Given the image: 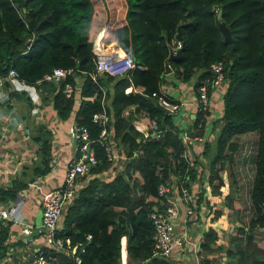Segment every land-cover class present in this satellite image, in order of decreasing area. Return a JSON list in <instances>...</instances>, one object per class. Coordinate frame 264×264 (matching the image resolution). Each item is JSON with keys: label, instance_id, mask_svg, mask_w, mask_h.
Masks as SVG:
<instances>
[{"label": "trees", "instance_id": "trees-1", "mask_svg": "<svg viewBox=\"0 0 264 264\" xmlns=\"http://www.w3.org/2000/svg\"><path fill=\"white\" fill-rule=\"evenodd\" d=\"M220 21L229 28L232 41L225 40ZM178 26L181 39L176 36ZM101 29V39L117 40L128 58L112 62L114 69L124 68L123 72L105 71L93 79L90 73L96 72L98 59L93 41ZM178 41L182 53L169 59ZM129 63L134 65L128 67ZM166 64L171 71L164 73ZM213 64H220V70ZM57 66L73 69L66 80L82 78L78 94L65 96L63 83L59 89L53 81L40 85L38 80ZM11 67L39 87L41 101L51 99L61 118L69 117L78 103L75 123L87 126L97 157V164L88 171L91 177L67 209L58 231L72 247H78L68 255L54 251L49 264H120L122 235L126 236L127 264H176L153 253L149 217L152 208L166 203L158 185L172 171L177 180H196L197 210L198 203L207 205L192 219L196 229L183 217L177 221L191 234L201 232L196 264H264V0H0V74ZM168 82L191 84L196 107L188 128L180 122L183 99L165 91L163 84ZM128 86L133 90L126 91ZM17 92L12 91V97ZM217 94L220 113L211 101ZM159 95L176 103V109L163 104ZM103 105L112 118L113 136L121 147L118 152L124 156L117 158L111 179L96 176L113 164L100 141L103 124L92 119ZM151 119L157 122L154 133ZM216 124L219 129L214 134ZM186 129L204 138L201 145L196 143L198 152L195 147L185 152ZM254 130L258 137L248 193L251 212L245 223L232 169V151L238 145L233 138ZM34 137L40 140L42 154V165L34 167L36 177L50 169L52 134L40 124ZM24 187L26 183L14 181L0 189L5 195L0 199L13 198ZM221 197L231 225L222 237L226 242L218 240L217 232L224 214ZM8 225L0 228V256Z\"/></svg>", "mask_w": 264, "mask_h": 264}, {"label": "built area", "instance_id": "built-area-1", "mask_svg": "<svg viewBox=\"0 0 264 264\" xmlns=\"http://www.w3.org/2000/svg\"><path fill=\"white\" fill-rule=\"evenodd\" d=\"M181 47V42L176 43V48ZM174 49V51L176 50ZM96 60V72L92 71L90 74L93 79H96L97 73L109 71L110 73L123 72L116 70L113 67L112 62L118 60L114 58L112 54L108 56L98 55ZM134 63H129L128 67H132ZM213 68L217 71L220 70V64H213ZM73 69L68 67H53L51 71L44 74L43 78L46 81H55L56 84L63 83L62 91L65 96L69 97L72 94H77L79 87L72 81L66 80L71 75ZM219 82V81H218ZM6 85V87H5ZM33 83H26L17 73L16 69L9 68L4 74H0V96L5 101H9L12 97V91L26 90L30 96V113L36 114L39 112V106L41 104L40 95L34 94L36 91ZM41 85V84H40ZM36 86V85H35ZM37 87V86H36ZM57 88V89H58ZM39 88H37L38 90ZM204 89V87H202ZM126 91L128 89L126 88ZM39 93V92H38ZM156 93L152 92L154 96ZM202 97H205L204 91ZM158 99L163 104L168 105L171 110L176 109V103L170 104L168 98L159 95ZM93 121L102 123L103 126L100 130L99 136L101 144L104 146L106 154L113 160V164L107 170L96 173V176L102 179H111L115 176L116 168L115 162L117 158H124L122 154H119L120 146L117 145V140L114 138L113 126L110 124L112 118L105 114L104 111H99L93 114ZM107 124H110L108 127ZM151 130L154 133L157 127L155 119L150 120ZM68 132L76 138L75 146L71 147V155L67 158L65 163V175L61 184L52 187L48 190L42 191L39 202L41 205L42 212V228L43 240L33 251L32 261L34 264H48L49 259L47 252L41 246H47L60 250L62 252H68L67 240L56 234L59 227V220L62 212L67 208L79 194L80 188L87 182L86 176L91 177L89 169L91 166L97 164V157L94 148L91 144L92 139L89 136V130L85 125H77L72 123L68 128ZM184 142L187 144L185 150L186 153L190 152L191 147H195L198 152L197 144L201 145L204 141L203 137L194 136L193 138L188 135H184ZM137 152H142L140 148ZM200 168V166H199ZM118 170H120L118 168ZM177 174L172 171L170 177L165 181L160 182L158 185V192L164 196L166 203L157 208L150 210V220L153 225L152 240H153V253L155 255L164 256L171 258L176 264H186L187 261L195 259L197 261L198 254L197 247L201 243V232L194 231L191 234L188 229L180 228L177 221L180 217L185 220L189 216L191 219L197 217V213L200 210H206L207 205L203 202L198 203L200 209L197 210V183L196 180L193 182L190 178H183L181 180L176 179ZM188 182V184H186ZM139 193V190L137 191ZM17 207H13L7 210L11 216ZM4 210H1L3 212ZM182 215V216H181ZM204 218V216H202ZM29 231V228L27 229ZM218 230V229H217ZM219 235V234H218ZM90 237V234L87 235ZM127 247H126V236L122 235L120 238V264H127L126 261ZM50 257L52 255H49ZM75 261L80 263L81 259L78 255L75 256ZM197 263V262H196Z\"/></svg>", "mask_w": 264, "mask_h": 264}, {"label": "crops", "instance_id": "crops-1", "mask_svg": "<svg viewBox=\"0 0 264 264\" xmlns=\"http://www.w3.org/2000/svg\"><path fill=\"white\" fill-rule=\"evenodd\" d=\"M104 44L107 45L105 50H108L103 53L104 57L110 55L109 48L112 47L114 48L113 50L118 52L115 55L120 56L117 57L118 59L128 58L127 52L117 43V40H111L110 43ZM99 45H101V41L97 40L96 47ZM115 56L113 55L114 58H116ZM168 80L172 81L171 78ZM81 81L82 78L80 76H75L73 83L78 86ZM163 86L168 94L183 99V111L180 122H185L188 128L189 126L187 125L190 124V118L193 117L196 107V97L191 90L190 82L185 84L168 82L163 84ZM27 99L29 100L30 96L26 90L18 91L9 101L3 100L0 96V189L7 188L14 181H19L21 185L26 183V187L17 190L13 198L0 199V228L3 225H8L9 221L11 222L8 225L7 237L3 242L5 251L0 256V264H34L32 261L33 251L41 243L43 237L45 239V236H42V234L44 235L42 221L41 224L36 223L37 213L39 209L41 210L38 200L42 191L62 183L65 175L66 160L71 155V147L75 146L76 143L74 137L68 132V128L72 123H75L74 108H76L77 102H75L69 117L63 119L56 113L52 104H46L44 101L39 106V112L31 114L30 103ZM211 101L214 110L216 109L220 113L222 102L218 94L212 96ZM210 116L214 117L216 114ZM134 122L138 121L135 119ZM40 124H43V127L48 130L51 129L53 134L49 150L51 159L49 162L50 169L46 173L35 177L34 167L42 165V154L39 150L40 140H36L34 137ZM142 124L144 125V123ZM69 206L62 212L59 227L56 231L57 235L59 229L63 226L64 215ZM13 207L17 208L12 212L11 216H8L9 212L7 210ZM1 210L4 211L1 212ZM28 228L29 231L27 230ZM64 240H67L69 251H58L67 255L70 252L74 253L78 246L72 247L69 238ZM41 247L47 252L48 259L49 255H52L50 257L52 259L55 255L53 252L57 249L48 248L47 246Z\"/></svg>", "mask_w": 264, "mask_h": 264}, {"label": "rangeland", "instance_id": "rangeland-1", "mask_svg": "<svg viewBox=\"0 0 264 264\" xmlns=\"http://www.w3.org/2000/svg\"><path fill=\"white\" fill-rule=\"evenodd\" d=\"M100 32H103V29H101L100 31H98V34L96 35V37H95V39L93 41V51H95V53L98 54V55H102L104 52H106L107 49L105 50V48H107V45H105L104 43H110V41L105 42V41H103L101 39ZM98 38L101 41L102 50H99L96 47V40ZM116 46H117V44H116ZM113 49L114 48H112V47L109 48V51H110L109 53L115 56L118 52H116ZM115 57L117 58V57H120V56H115ZM57 67H60V66H57ZM42 78L39 79L38 82L42 86H44L45 84L43 82H45L46 80H44ZM26 83H28V82H26ZM53 83L56 85V82L55 81H53ZM34 88L37 90V87L35 85H34ZM56 88H58L57 85H56ZM127 89H128V91H130V90H133V87L132 86H128ZM61 90H62V87H61ZM33 93L38 95V91H34ZM102 98L103 99H106L107 98L105 92L103 93ZM44 102L46 104H52L51 103V99L50 100L49 99H46V100H44ZM99 111H104L105 114L109 118V112L107 111V109H106V107L104 105L102 106V109L99 110ZM142 123L143 122H141V124H139V128L141 130H143L142 129ZM216 128L219 129V124H216L215 125V127H214V134L218 131V129L215 130ZM49 130L51 131V129H49ZM51 134H52V132H51ZM257 137H258V133H257L256 130H254V131H250V132H245V133L237 134L233 138L234 140L237 141V144L238 145H237L236 149H234L232 151L233 156H234L233 157V168L232 169H233L234 178L239 183V186H238V191H239V204H241V206H242L241 218H242L243 221H245V223L248 221L249 213L251 212V206L249 205L248 193H249V187H250L251 177H252V173H253V166H252V164H253L254 153H255L256 145H257ZM232 144H233V142L230 145H232ZM87 178H88V176L85 177V179H87ZM221 201L222 202L219 203V204L223 206V213L224 214L221 215V220H219V222H218L220 229H218L217 232L219 234L218 240L226 242L225 237L223 239H222V237L224 236V233L226 232V230H229L231 228V225H230V222L227 221L228 220L227 204L223 200V197H221ZM217 202H220V201H217ZM186 220L189 222L190 227L196 229V227H195V221H193L189 216L186 218ZM220 223L222 225H220ZM200 248H201V246L199 245L197 247V251L200 250ZM199 258H200V255H198L197 260H199ZM196 262L197 261L195 259H191V260L187 261L186 264H196Z\"/></svg>", "mask_w": 264, "mask_h": 264}, {"label": "water", "instance_id": "water-1", "mask_svg": "<svg viewBox=\"0 0 264 264\" xmlns=\"http://www.w3.org/2000/svg\"><path fill=\"white\" fill-rule=\"evenodd\" d=\"M217 17L218 18L221 17V11L218 12ZM219 27H220L223 35H224L225 40L226 41H232V37H231L230 30L226 26V24H225L224 21H220L219 22ZM176 36H177L178 39H181V27L180 26H178V28H177V34H176ZM181 53H182V48L181 47L177 48L175 51L172 50L171 53H170V55H169V59L178 58V57H180ZM78 65H79V61H77L76 67H78ZM169 71H171V68H170V66L168 64H166V69L164 70V73H167ZM100 75L103 76L104 75V72H100ZM182 125L185 127L186 126L185 125V122L182 121ZM186 134L188 136H190V137H194V135H195L194 131L191 130V129L190 130H187L186 131ZM74 141L76 142V138H74ZM41 221H42V212L39 209V211L37 213V217H36V223L37 224H41Z\"/></svg>", "mask_w": 264, "mask_h": 264}, {"label": "bare ground", "instance_id": "bare-ground-1", "mask_svg": "<svg viewBox=\"0 0 264 264\" xmlns=\"http://www.w3.org/2000/svg\"><path fill=\"white\" fill-rule=\"evenodd\" d=\"M101 33H102V32H101ZM101 33H100V34H101ZM97 40H100V39L98 38ZM97 40H96V41H97ZM97 48H98L99 50H101L102 46L99 45Z\"/></svg>", "mask_w": 264, "mask_h": 264}, {"label": "clouds", "instance_id": "clouds-1", "mask_svg": "<svg viewBox=\"0 0 264 264\" xmlns=\"http://www.w3.org/2000/svg\"><path fill=\"white\" fill-rule=\"evenodd\" d=\"M86 184V183H85Z\"/></svg>", "mask_w": 264, "mask_h": 264}]
</instances>
